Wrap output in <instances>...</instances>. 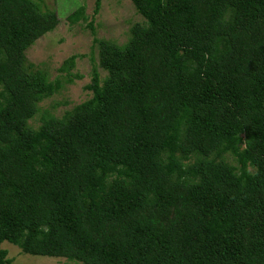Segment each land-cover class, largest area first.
Returning a JSON list of instances; mask_svg holds the SVG:
<instances>
[{
  "label": "trees",
  "instance_id": "obj_1",
  "mask_svg": "<svg viewBox=\"0 0 264 264\" xmlns=\"http://www.w3.org/2000/svg\"><path fill=\"white\" fill-rule=\"evenodd\" d=\"M130 2L90 97L33 128L75 55L50 80L26 50L56 11L0 0V264H264V0Z\"/></svg>",
  "mask_w": 264,
  "mask_h": 264
},
{
  "label": "rangeland",
  "instance_id": "obj_2",
  "mask_svg": "<svg viewBox=\"0 0 264 264\" xmlns=\"http://www.w3.org/2000/svg\"><path fill=\"white\" fill-rule=\"evenodd\" d=\"M34 1L41 9L56 11L59 23L26 50L27 60L37 69L45 71L50 80L58 77L64 80L65 73L59 72L58 68L65 59L75 55L74 67L70 70L72 82L64 83L56 92L39 102L40 110L30 119L31 126L36 128L44 111L60 117L75 104L90 97L91 92L85 89V85L90 83L91 70L98 63L93 39L102 38L123 44L129 37L130 26L141 21L142 17L135 11L130 0H101L97 12L95 0ZM82 6L86 18L74 24L68 23L66 16ZM97 69L101 77L106 74L100 67ZM1 248L7 251L10 264H76L63 258L28 255L6 241Z\"/></svg>",
  "mask_w": 264,
  "mask_h": 264
}]
</instances>
